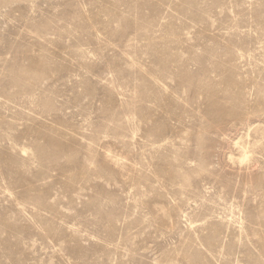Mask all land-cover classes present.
Listing matches in <instances>:
<instances>
[{
  "label": "rangeland",
  "instance_id": "374dc122",
  "mask_svg": "<svg viewBox=\"0 0 264 264\" xmlns=\"http://www.w3.org/2000/svg\"><path fill=\"white\" fill-rule=\"evenodd\" d=\"M0 264H264V0H0Z\"/></svg>",
  "mask_w": 264,
  "mask_h": 264
},
{
  "label": "bare ground",
  "instance_id": "6f19581e",
  "mask_svg": "<svg viewBox=\"0 0 264 264\" xmlns=\"http://www.w3.org/2000/svg\"><path fill=\"white\" fill-rule=\"evenodd\" d=\"M247 159H248L247 152H244L241 161H245Z\"/></svg>",
  "mask_w": 264,
  "mask_h": 264
}]
</instances>
